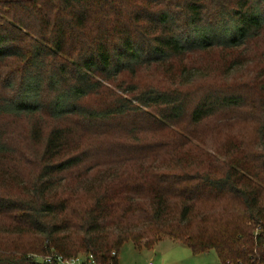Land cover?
<instances>
[{
	"label": "trees",
	"instance_id": "trees-1",
	"mask_svg": "<svg viewBox=\"0 0 264 264\" xmlns=\"http://www.w3.org/2000/svg\"><path fill=\"white\" fill-rule=\"evenodd\" d=\"M263 36L264 0H0V175L14 180L32 153L43 164L26 198L0 196V217L13 220L0 232L44 237L40 250L0 248V264H50L34 258L39 251L120 264L127 241L149 248L164 238L194 253L215 249L222 264H264V100L255 108L258 152L241 158L234 143L220 174L213 162L191 174L204 162L175 144L172 129L244 121L249 84L232 72ZM215 50L228 82L212 81L201 61ZM143 72L169 84L147 83ZM95 134L109 140L94 143ZM74 172L83 187L60 195ZM225 191L244 204L247 226L205 236L194 220L201 192ZM172 197L183 203L177 216Z\"/></svg>",
	"mask_w": 264,
	"mask_h": 264
},
{
	"label": "rangeland",
	"instance_id": "rangeland-1",
	"mask_svg": "<svg viewBox=\"0 0 264 264\" xmlns=\"http://www.w3.org/2000/svg\"><path fill=\"white\" fill-rule=\"evenodd\" d=\"M213 54H205L201 61L208 63L211 68L212 81L228 82L229 74L224 77L223 69L220 63H218V57L220 54L217 50ZM242 58L243 64L237 71L232 72V75L240 78L242 82L249 84L248 96H250L249 106L247 107V115L239 124L231 127L228 120L223 116L213 117L198 126L196 125H179L172 126L175 134V144L183 146L184 149H188L189 153L197 160H203L204 168L194 167L190 168L191 174L197 172H203L208 168V162H213L211 169L220 174L224 172L227 165H229L228 159L234 157L232 153V145L237 143L240 150L239 157L244 158L246 155L254 157L258 152L257 149L261 146V139L256 130L257 114L255 108L259 103L264 100V36L260 42H253L248 46V50L239 54ZM143 72V80L149 82H159L164 85H168V79L166 77L158 75V73L149 74ZM231 75V74H230ZM204 80V79H202ZM107 84V83H106ZM109 86L121 93L119 89L109 84ZM128 96V93H126ZM27 122H22L21 130L26 129ZM108 136V135H107ZM106 135H93L94 143L108 141L109 137ZM170 136V135H169ZM26 134L19 138L18 142L23 143L25 141ZM168 140V136H167ZM186 142L190 144H185ZM106 146V145H105ZM36 152V151H34ZM237 154V150L235 155ZM250 154V155H248ZM32 159L29 161H23L16 165V177L14 180L5 179L0 175V196H12L26 198L33 190V183L37 181L39 172H41L43 164L41 163L37 154H31ZM198 162V161H197ZM198 164V163H196ZM108 165H104L106 168ZM86 165H82L81 171H84ZM180 170V169H179ZM98 171H91L90 177L93 178ZM69 178L63 180L62 185L58 188V192L62 195V192L69 186L71 190L79 189V180L76 173L67 175ZM123 182L119 185L126 183V176L122 177ZM192 183L198 182V179H193ZM114 182V181H113ZM119 183V182H118ZM82 186V184H80ZM83 187V186H82ZM81 187V188H82ZM81 188L79 190H81ZM125 188V187H124ZM77 192V191H76ZM55 193V190H54ZM79 196L87 199L89 195L82 192H78ZM60 197V196H59ZM195 201V199H194ZM201 203H197L194 216L195 224L200 225V228L204 229L205 236L214 235L218 236V232L224 234L237 228L247 226V212L244 204L234 193L228 191L222 192L216 196V198H208L207 194L201 192ZM171 214L177 216L180 213L183 203L180 197L171 198ZM147 205L143 204L141 209L146 208ZM149 207V206H148ZM139 210L138 219L144 220L149 218L146 213ZM209 216V220H207ZM171 217V216H170ZM193 217V215H192ZM201 217L204 219L202 222ZM193 220V219H192ZM0 222L8 224L13 220L7 217H0ZM146 222L141 221L140 223ZM147 223L142 224L145 226ZM240 231V230H237ZM143 245L136 246L131 240L127 241L121 248L120 252L116 253L119 258L120 264H148L149 261L154 264H222L217 251L211 249L208 252L194 253L192 249L179 241L174 239L164 238L160 239L152 247H146L144 240ZM44 246V237L34 231H26L23 233L14 232H0V248L5 251H23L29 252L34 250H40ZM35 252L34 258L38 255L39 259L42 255L47 253ZM84 251H79L82 253ZM115 253V252H114ZM228 264H232L229 263Z\"/></svg>",
	"mask_w": 264,
	"mask_h": 264
},
{
	"label": "built area",
	"instance_id": "built-area-1",
	"mask_svg": "<svg viewBox=\"0 0 264 264\" xmlns=\"http://www.w3.org/2000/svg\"><path fill=\"white\" fill-rule=\"evenodd\" d=\"M35 259L40 262H46L50 264H105L93 253L88 252L77 253L70 256H66L58 252H49L42 255L40 259L38 255H36ZM148 264H154V262L149 261Z\"/></svg>",
	"mask_w": 264,
	"mask_h": 264
}]
</instances>
